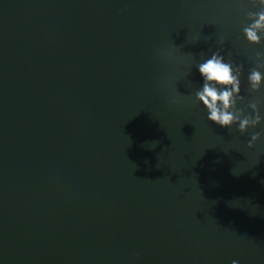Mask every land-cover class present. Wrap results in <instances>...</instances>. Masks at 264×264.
<instances>
[{
  "label": "water",
  "instance_id": "obj_1",
  "mask_svg": "<svg viewBox=\"0 0 264 264\" xmlns=\"http://www.w3.org/2000/svg\"><path fill=\"white\" fill-rule=\"evenodd\" d=\"M261 10L0 0V264H264V121L219 127L195 96L219 52L234 111L264 117V32H243Z\"/></svg>",
  "mask_w": 264,
  "mask_h": 264
},
{
  "label": "clouds",
  "instance_id": "obj_2",
  "mask_svg": "<svg viewBox=\"0 0 264 264\" xmlns=\"http://www.w3.org/2000/svg\"><path fill=\"white\" fill-rule=\"evenodd\" d=\"M264 5V0H253ZM251 21L243 32L247 40L252 44H259L260 33L264 32V10L249 13ZM259 55V54H258ZM264 67V64L261 65ZM198 71L203 79V85L195 93L198 101L207 110V119L219 127L231 130L234 125H238L240 133L247 132L250 128H256L264 121L261 117L256 103H251L253 114L249 116L238 115L234 109L237 105V98L241 91V67L233 68V65L226 62L219 52H214L209 58L197 64ZM248 82L253 91H258L264 85V74L257 68L250 70ZM172 104H177V100H172ZM260 132H253L247 143L249 148L254 146V142L260 139ZM158 143V142H153ZM232 264H238L233 260Z\"/></svg>",
  "mask_w": 264,
  "mask_h": 264
}]
</instances>
